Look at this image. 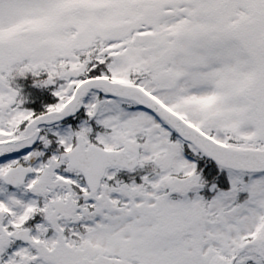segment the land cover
I'll use <instances>...</instances> for the list:
<instances>
[{
    "label": "snow or ice",
    "instance_id": "1",
    "mask_svg": "<svg viewBox=\"0 0 264 264\" xmlns=\"http://www.w3.org/2000/svg\"><path fill=\"white\" fill-rule=\"evenodd\" d=\"M0 264H264V0H0Z\"/></svg>",
    "mask_w": 264,
    "mask_h": 264
}]
</instances>
